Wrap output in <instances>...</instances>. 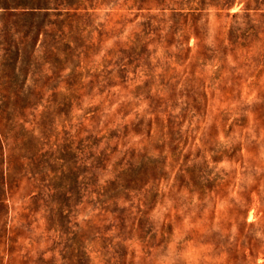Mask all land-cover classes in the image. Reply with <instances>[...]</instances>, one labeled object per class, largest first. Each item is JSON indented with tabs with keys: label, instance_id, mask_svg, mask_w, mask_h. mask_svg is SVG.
Instances as JSON below:
<instances>
[{
	"label": "rangeland",
	"instance_id": "rangeland-1",
	"mask_svg": "<svg viewBox=\"0 0 264 264\" xmlns=\"http://www.w3.org/2000/svg\"><path fill=\"white\" fill-rule=\"evenodd\" d=\"M21 1L0 0V264H264V0Z\"/></svg>",
	"mask_w": 264,
	"mask_h": 264
},
{
	"label": "trees",
	"instance_id": "trees-1",
	"mask_svg": "<svg viewBox=\"0 0 264 264\" xmlns=\"http://www.w3.org/2000/svg\"><path fill=\"white\" fill-rule=\"evenodd\" d=\"M20 6L22 8L23 14H29L31 15V17H36L38 14L41 13L47 15H54L56 17L79 16L80 14H82V11L85 13H89L90 9L95 10L97 8L96 6H88V4H84L82 0H22L20 2ZM51 23L53 24V22ZM35 32V26L32 24L29 29L24 32L25 34H23L22 32V40L27 43L30 38L32 39ZM64 38L67 39V36H64ZM24 53L25 49L19 48L20 60H18L16 69L20 72L22 70L21 62H23L22 59L24 58ZM3 136L4 138L6 137L5 135L0 133V140L4 144V141L2 140ZM0 201L4 203L6 201V198H1Z\"/></svg>",
	"mask_w": 264,
	"mask_h": 264
}]
</instances>
